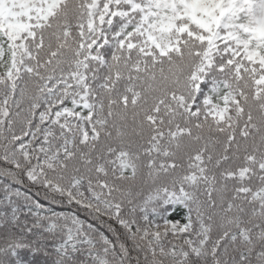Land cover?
<instances>
[{
    "label": "snow or ice",
    "instance_id": "snow-or-ice-1",
    "mask_svg": "<svg viewBox=\"0 0 264 264\" xmlns=\"http://www.w3.org/2000/svg\"><path fill=\"white\" fill-rule=\"evenodd\" d=\"M0 264H264V0H0Z\"/></svg>",
    "mask_w": 264,
    "mask_h": 264
}]
</instances>
